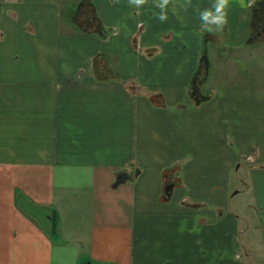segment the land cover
I'll return each instance as SVG.
<instances>
[{"label":"crops","instance_id":"1","mask_svg":"<svg viewBox=\"0 0 264 264\" xmlns=\"http://www.w3.org/2000/svg\"><path fill=\"white\" fill-rule=\"evenodd\" d=\"M1 1L0 264H264V88L190 91L232 31L230 62L260 64L264 0H229L225 25L200 19L218 0L165 21L160 0H89L87 34L59 0ZM99 56L117 80L96 83ZM244 163L257 223L228 211Z\"/></svg>","mask_w":264,"mask_h":264},{"label":"rangeland","instance_id":"2","mask_svg":"<svg viewBox=\"0 0 264 264\" xmlns=\"http://www.w3.org/2000/svg\"><path fill=\"white\" fill-rule=\"evenodd\" d=\"M0 3L2 4L1 0ZM56 3L59 5H56V7L58 6V15L65 18V21L69 24L68 16L70 8H67L65 4H72V9H75V6L79 3L78 0H59ZM7 14L11 17L14 15L11 10H9ZM238 43L239 41L236 40L235 33L232 31L230 38L225 40L222 45L211 44L208 46L212 69L207 71L205 82L200 85L198 83L197 86L201 87L204 95H212L224 89L239 90L251 86L264 88V45L262 44L263 47L259 50L261 52L259 56L260 64L252 65V67L243 68L242 70L241 66L236 65L235 61L233 63L230 62V60L233 61L232 57H234V55L236 57V51L238 50L236 45ZM226 51L228 54H225ZM201 73L200 78L202 79L204 70L201 71ZM249 157H251V155H249ZM258 169H260V167L257 165L244 163L239 164V167L237 166L234 168L233 173L231 172L229 192L242 191L243 193L231 199L228 203V211L230 215L240 217L241 223H245L246 221L257 223L259 222L258 218H261L256 215L253 194L250 189V174ZM256 253L261 255L258 248H256Z\"/></svg>","mask_w":264,"mask_h":264},{"label":"trees","instance_id":"3","mask_svg":"<svg viewBox=\"0 0 264 264\" xmlns=\"http://www.w3.org/2000/svg\"><path fill=\"white\" fill-rule=\"evenodd\" d=\"M69 18L74 26L79 29L82 33H99L101 29L100 19L95 12L94 6L89 2V0H80L78 8L74 12L69 13ZM105 36V33L102 34V37ZM93 75L97 84H103L108 80H117V75L113 74L112 71L109 70L105 60L97 57L93 60L92 64ZM201 71L197 73L193 80V86L190 89L191 94L198 86V83L202 84L206 79V71L204 70V74L201 77ZM158 97H153V100H157ZM173 170L165 171L163 174V180L165 184H170V175Z\"/></svg>","mask_w":264,"mask_h":264},{"label":"clouds","instance_id":"4","mask_svg":"<svg viewBox=\"0 0 264 264\" xmlns=\"http://www.w3.org/2000/svg\"><path fill=\"white\" fill-rule=\"evenodd\" d=\"M132 2L137 8H139L146 2V0H132ZM168 3L169 0H160V3L158 4V7L161 9V13L159 15L160 21H165L167 19L166 8ZM226 7H229V0H218V2L214 5L215 12H212L211 10L202 11L200 13V19L208 20L211 18L213 23L225 25L228 23V15L224 11Z\"/></svg>","mask_w":264,"mask_h":264},{"label":"water","instance_id":"5","mask_svg":"<svg viewBox=\"0 0 264 264\" xmlns=\"http://www.w3.org/2000/svg\"><path fill=\"white\" fill-rule=\"evenodd\" d=\"M119 183H121V180H117L116 185H119ZM172 190V186L171 185H167L166 189H165V197L168 198L169 194L171 193Z\"/></svg>","mask_w":264,"mask_h":264},{"label":"flooded vegetation","instance_id":"6","mask_svg":"<svg viewBox=\"0 0 264 264\" xmlns=\"http://www.w3.org/2000/svg\"><path fill=\"white\" fill-rule=\"evenodd\" d=\"M200 84H201V83H200ZM200 84H199V85H200ZM194 94L197 95V96L199 95V88H198V87H196V89L193 91V95H194ZM197 101L199 102V100H197Z\"/></svg>","mask_w":264,"mask_h":264}]
</instances>
